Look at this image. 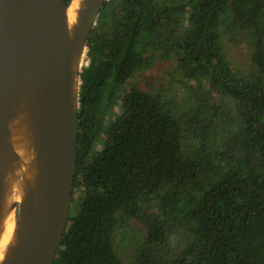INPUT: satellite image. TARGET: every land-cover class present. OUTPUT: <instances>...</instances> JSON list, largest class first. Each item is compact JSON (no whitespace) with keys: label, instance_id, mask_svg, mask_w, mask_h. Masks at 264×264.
Listing matches in <instances>:
<instances>
[{"label":"trees","instance_id":"16d2710c","mask_svg":"<svg viewBox=\"0 0 264 264\" xmlns=\"http://www.w3.org/2000/svg\"><path fill=\"white\" fill-rule=\"evenodd\" d=\"M182 21L189 35L164 44L165 26ZM228 23L255 35L257 75H242L225 58ZM87 48L72 210L54 264H123L117 230L166 198L189 243L171 261L156 257L145 246L166 245V228L144 222L134 264H264V0H105ZM174 54L190 78L234 102L239 118H222L228 109L211 95L184 118L162 90L128 85ZM211 118L236 130L241 154L220 142L207 157L187 153L185 131L202 148Z\"/></svg>","mask_w":264,"mask_h":264},{"label":"water","instance_id":"95a60500","mask_svg":"<svg viewBox=\"0 0 264 264\" xmlns=\"http://www.w3.org/2000/svg\"><path fill=\"white\" fill-rule=\"evenodd\" d=\"M70 2L0 0V225L7 181L22 169L12 122L34 155L20 178L24 196L13 204L17 240L1 264H54L69 222L82 60L105 0H85L72 29Z\"/></svg>","mask_w":264,"mask_h":264},{"label":"rangeland","instance_id":"374dc122","mask_svg":"<svg viewBox=\"0 0 264 264\" xmlns=\"http://www.w3.org/2000/svg\"><path fill=\"white\" fill-rule=\"evenodd\" d=\"M227 25V29L222 27V50L225 58L242 75H257L258 70L251 59L253 46L256 42L255 35L251 32L249 33L247 30H238L229 23ZM165 29L168 33L162 35L160 39L165 40L164 44L182 41L180 39H185L190 33L189 25L183 21L176 25H174V22L167 24ZM87 63L88 59L85 54L82 60V67L87 65ZM130 84H138L142 89L149 92L162 90L172 99L176 105V111L180 116H184V118L202 108L198 101L199 97L209 95L217 103L226 106L228 109L227 115H223L222 118H229V120L233 119V117L239 118V110L236 108L234 102L212 92L205 80L190 78L175 54L172 57L158 60L154 65L137 71L129 80L128 85ZM113 110L117 112L119 107H115ZM207 122L208 134L204 133L205 137L202 140L207 141L208 145H202V148L201 143L199 146L198 141L190 137L185 131L187 153L189 152L190 155H196L199 158H202V154L207 157L211 145L215 142H220L221 145L222 143L229 144L235 154L242 153L240 147L234 143V133L236 130L229 133L228 122L224 124L222 119L216 120L214 118L207 120ZM219 134L225 136L220 138ZM100 147L101 145H98L97 149ZM79 190L77 191L78 198L81 197V191L84 190V187H81ZM170 208H172V202L166 198L161 206L160 203H157L148 211L142 210L140 220H132L130 226L117 230L114 238L115 245L123 264H134L138 245L144 241L145 237L144 222L151 220H160L163 223L167 231L168 243L163 246H145V249L156 255V257L165 258L168 261L175 259L181 254L189 242L181 233L175 219L167 213ZM165 211L166 214H164Z\"/></svg>","mask_w":264,"mask_h":264},{"label":"bare ground","instance_id":"6f19581e","mask_svg":"<svg viewBox=\"0 0 264 264\" xmlns=\"http://www.w3.org/2000/svg\"><path fill=\"white\" fill-rule=\"evenodd\" d=\"M85 0H72L67 9V18L70 29L74 27L79 18V12L84 6ZM11 140L14 149L21 157L22 169H16L14 176H11L7 181L5 194L4 215L0 225V264L9 252L13 244L17 240V213L13 206L14 202L22 200L24 196V186L21 184L20 178L27 173V168L30 163H34V155L31 150V140L21 134V129L12 122ZM32 175H29V177Z\"/></svg>","mask_w":264,"mask_h":264}]
</instances>
